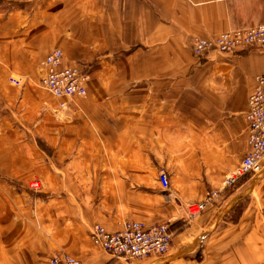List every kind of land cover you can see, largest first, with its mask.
<instances>
[{
    "label": "crops",
    "instance_id": "0c3cea01",
    "mask_svg": "<svg viewBox=\"0 0 264 264\" xmlns=\"http://www.w3.org/2000/svg\"><path fill=\"white\" fill-rule=\"evenodd\" d=\"M259 24L264 0H0V108L25 105L19 92L45 97L29 73L53 49L65 65L92 63L86 96L51 105L56 136L43 139L55 162L32 173L52 197L32 208L26 183L0 182V260L48 264L57 252L83 264H264V173L223 184L246 152V100L264 48L199 59L190 49L194 36ZM14 75L28 79L22 91ZM210 191L215 205L188 222L187 207ZM131 220L171 225L166 258H113L90 242L92 225L117 231Z\"/></svg>",
    "mask_w": 264,
    "mask_h": 264
},
{
    "label": "built area",
    "instance_id": "2783aa9c",
    "mask_svg": "<svg viewBox=\"0 0 264 264\" xmlns=\"http://www.w3.org/2000/svg\"><path fill=\"white\" fill-rule=\"evenodd\" d=\"M264 48V24L245 29L227 30L213 39H201L195 46L197 55L204 56L210 52L229 54L238 50ZM1 50V46H0ZM63 54L60 49L48 53L40 62L42 72L40 84L54 98L73 99L86 95V75L82 66L61 67ZM12 84L20 86L15 80ZM63 106V104H61ZM246 152L242 157L236 174L227 176L224 187L233 186L239 178L246 175L264 173V73L256 76L255 87L246 100ZM158 181L163 190L169 186L165 170L158 173ZM35 186H38L35 184ZM219 197L216 191L207 192L199 204L187 208L189 217H196L212 205ZM264 224V205L262 207ZM166 228L157 226L145 228L137 222H125L116 232H109L102 226H95L90 232L92 243L110 253L113 257L142 258L167 251L168 235ZM50 264H81L78 260L63 256L53 258Z\"/></svg>",
    "mask_w": 264,
    "mask_h": 264
},
{
    "label": "rangeland",
    "instance_id": "374dc122",
    "mask_svg": "<svg viewBox=\"0 0 264 264\" xmlns=\"http://www.w3.org/2000/svg\"><path fill=\"white\" fill-rule=\"evenodd\" d=\"M75 24L78 27V31H75L76 37L81 38L83 34H87V32H85L86 30H85V27L82 23V20L76 19ZM259 25H261V24H259ZM247 28H249V27H247ZM240 29H245V28H240ZM231 30H234V29H231ZM218 35L211 36V37H198V36L192 37L190 39V49H191L192 54L195 57H198L197 59L202 58V57H206L207 55H204V56L197 55L196 50H195V46L198 44L199 40H201V39H213V38L217 37ZM0 52H1V50H0ZM105 55H103L101 57H104ZM113 57H115V56H113ZM117 59H120V58H117ZM39 62H37V63L31 62V65L35 68L33 71L31 70L29 73L31 75V77L34 78V79L30 80L29 86L36 88V90L43 91L44 90L43 86L40 84L42 72L40 71V68L38 65ZM26 65H27V63H26ZM71 65L82 66V69L84 70L85 75L87 77V79H86L87 84L86 85H88L89 80H90V71H91L92 63H90V62H78L77 61L75 63H71ZM39 72L41 74L40 79H39ZM26 73H27V71H26ZM11 77L12 76L9 77L8 82L11 85H12V83H11L12 80H15L17 83L18 82L21 83L20 84L21 87L16 86L14 84L12 86H14L16 88H21V91H22V87L24 85V80H28V79H22L16 75H14L12 78ZM13 78H16L17 80L13 79ZM86 93H87V88H86ZM44 94H45L44 98H42V99L39 98L36 100L34 95L30 99H28L27 96H25V98H23V94L19 92L17 94L18 96H17L16 102L19 103L21 101H24L25 105H23L21 108H17V107L12 108V109H14V111H8V109L7 108L4 109V107L0 108V170L4 171L2 174H0V182L6 183V184H11V183H13V184H17V183L18 184H24V183H26L25 193L29 197V200L32 201V203H31L32 208H35V205H36L34 203L35 201H45V200L49 199L50 197H52V194H54L51 191L50 192L43 191V181H44V180L42 181L43 178L41 177V175L40 176L38 174L33 175V173H32L33 170L39 169L40 166L46 167L47 162H50V163L55 162V160H54L55 154L54 153H55L56 148H55V146H53L52 143H47V141L43 138L48 137V138L55 139V136H56L55 135L56 134V113L52 110L51 105H54V103L56 102L55 100L57 98L52 97L48 92H44ZM75 98H78V97H75ZM81 98H83V97H81ZM35 105H36V107H34ZM60 107H61V109L64 108L63 106H60ZM16 108L19 110L17 111ZM161 170H163V169H161ZM234 174H236V173H234ZM22 177H25L27 179L26 180L20 179ZM35 184H37L38 186H35ZM261 186H264L263 182H262ZM236 187H237V182L233 186L227 187V188L235 189ZM201 202H197L194 204H199ZM215 203H216V201L212 205H210L209 207L210 208L213 207L215 205ZM194 204H192V205H194ZM5 208H8V207H5ZM206 210L201 212L196 217L203 215L204 212H206ZM261 210H262V208H261ZM186 211H187V209H186ZM3 214H6V213L2 212L1 215L3 216ZM261 216H262V213H261ZM35 217H36L35 213H33V216L29 219V223L31 225H32L33 221L35 220ZM187 217H188L187 218L188 222L192 221V220H194V218H196V217H189L188 214H187ZM6 221H8L7 218H6ZM125 222H137V223L142 224L145 228H152V227H157V226L165 227L167 230L166 233L169 237L167 251L159 253V254L144 256L142 258L113 257L110 253L105 252L101 248L95 246L90 239V232H91L92 228L95 226H102L100 224H94L90 227V229H89V240H90V242L92 243V245L95 248H98L99 250L105 252L106 254L110 255L113 258H124V259H129L130 261L131 260H143V259H147V258H158V259L166 258V256L170 252L171 242H172V237H173V230H172L171 225L168 222L154 224L151 226H146V224H144L142 222L132 221V220L131 221H125ZM2 223H3V219H2ZM109 232H116V231H109ZM4 241L6 243H8V240L4 239ZM13 247H15V246H13ZM66 255L67 254L56 252V253H51L48 256H44V259L48 264H50V261L53 258H60V257L66 256ZM5 256L9 257L8 255H5ZM67 256H70V255H67ZM12 257L15 258L14 256H12ZM70 257H72V256H70ZM72 258L78 260L81 264H83V262L80 259L75 258V257H72ZM42 261L45 262L44 260H42ZM14 262H15V260L13 261V264H15ZM0 263L1 264H8V259H4V260L1 259Z\"/></svg>",
    "mask_w": 264,
    "mask_h": 264
},
{
    "label": "bare ground",
    "instance_id": "6f19581e",
    "mask_svg": "<svg viewBox=\"0 0 264 264\" xmlns=\"http://www.w3.org/2000/svg\"><path fill=\"white\" fill-rule=\"evenodd\" d=\"M54 50H56V49H53V50H51L49 53H51V52H53ZM62 52V51H61ZM210 53H212V52H210ZM215 53H217V52H215ZM209 54V53H208ZM42 60V59H41ZM40 60V61H41ZM70 65H65L64 64V58H63V60H62V63H61V67L62 68H66V67H69ZM46 92H47V90L46 89H44Z\"/></svg>",
    "mask_w": 264,
    "mask_h": 264
}]
</instances>
